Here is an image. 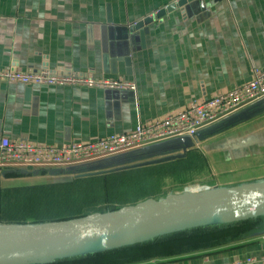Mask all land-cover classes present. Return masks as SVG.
Masks as SVG:
<instances>
[{
    "label": "crops",
    "instance_id": "1",
    "mask_svg": "<svg viewBox=\"0 0 264 264\" xmlns=\"http://www.w3.org/2000/svg\"><path fill=\"white\" fill-rule=\"evenodd\" d=\"M175 1L0 0V68L47 67L135 83L131 91L0 81V137L60 146L128 132L190 100L203 101L244 84L252 69H264V0H188L183 7L154 16ZM148 16L152 19L139 30H128ZM244 107L234 112L242 116ZM258 129L264 130V110L205 134L199 144L258 134ZM209 153L205 155L212 185L259 175L234 173L250 167L251 160L244 166L249 155L229 159L237 169H225L224 153ZM213 156L219 157L217 161ZM83 168L20 167L0 173V188L74 176ZM215 169L219 174L213 173ZM237 260L264 264V234L138 264H236Z\"/></svg>",
    "mask_w": 264,
    "mask_h": 264
},
{
    "label": "water",
    "instance_id": "2",
    "mask_svg": "<svg viewBox=\"0 0 264 264\" xmlns=\"http://www.w3.org/2000/svg\"><path fill=\"white\" fill-rule=\"evenodd\" d=\"M187 1L176 0L159 9L154 16L159 17L176 6L183 7ZM151 19L152 16L145 17L128 27V30L137 31ZM262 110L264 97L242 108L240 112L244 115L240 116L239 112L231 113L206 128H200L194 135H180L79 163L76 166L85 168L74 176H60L43 183L64 182L156 165L183 158L193 149H199L203 154L220 151L224 153V159L221 156L224 162L247 155H260L261 149H264V136L258 138L257 133L217 140L214 143H199L205 140V134L224 130L242 119H250ZM74 166L75 164L57 167ZM19 169L20 167H7L0 173ZM257 216L264 218V178L256 177L227 185H212L210 180L200 181L195 189L170 190L158 197L149 195L115 209L92 211L78 217L35 222L0 221V264L45 263L144 241L172 229L197 223L221 224ZM262 234L264 220L262 228L251 235Z\"/></svg>",
    "mask_w": 264,
    "mask_h": 264
},
{
    "label": "trees",
    "instance_id": "3",
    "mask_svg": "<svg viewBox=\"0 0 264 264\" xmlns=\"http://www.w3.org/2000/svg\"><path fill=\"white\" fill-rule=\"evenodd\" d=\"M207 169L206 155L199 149H193L188 151L183 158L156 165L74 178L64 182L1 187L0 221L66 219L82 215L81 212L90 203L96 204L94 207L98 206L96 211L115 209L126 204V196L151 194L149 193L152 191L151 188H159L165 182H174L179 186L189 180L190 173L200 175L208 172ZM209 180H211L210 176L200 181ZM27 197L37 199L38 203L43 201L47 207L44 208L46 210L52 206H57L58 209L47 216L34 211L24 212L21 209L26 207L25 203L18 204L17 201ZM138 200L131 199L130 201L134 203ZM101 203L104 204L101 205L103 209L99 207ZM29 207L35 209L34 205ZM263 220L262 216H257L221 224L197 223L175 228L140 242L59 258L45 263L28 264H138L152 258L177 257L217 249L249 237L254 231L262 228Z\"/></svg>",
    "mask_w": 264,
    "mask_h": 264
},
{
    "label": "built area",
    "instance_id": "4",
    "mask_svg": "<svg viewBox=\"0 0 264 264\" xmlns=\"http://www.w3.org/2000/svg\"><path fill=\"white\" fill-rule=\"evenodd\" d=\"M0 81L24 84L69 85L135 90L132 80L94 78L75 71H21L13 66L0 68ZM264 97V69H252L251 79L203 101L190 100L162 118L139 122L132 130L90 141H73L60 146L0 137V171L9 167L69 166L162 141L180 135H194L200 128ZM251 259H247L249 261ZM243 261L237 260L236 264Z\"/></svg>",
    "mask_w": 264,
    "mask_h": 264
},
{
    "label": "rangeland",
    "instance_id": "5",
    "mask_svg": "<svg viewBox=\"0 0 264 264\" xmlns=\"http://www.w3.org/2000/svg\"><path fill=\"white\" fill-rule=\"evenodd\" d=\"M263 136H264V130L263 129H258V138L260 137V138H263ZM262 150V154H260V155H256V157L255 156H251L250 157V159H248V160H245L244 161V166L246 167V166H248L249 164H248V161L249 160H251L250 162H251V164H250V167L249 168H245V169H243V170H241V169H237V165L235 164V163H228V162H223V164H221V166L223 167V168H227V169H237L236 170V172H234V173H236V175H252V174H257V173H259V175H261V176H259L258 175V177L257 178H264V149L262 148L261 149ZM257 151H260V150H257ZM213 158H215V160L216 159H218L219 157H216V156H213ZM212 161V160H211ZM217 161V160H216ZM207 162H208V169H207V171L208 172H205V173H202V174H200V175H195V174H189V180L188 181H185V183L184 184H182V185H179V186H177V184L176 183H174V182H165V183H163L162 184V186L161 187H153V188H151L152 189V191L151 192H149V193H151V194H148V193H146L147 195H152L153 197H158L159 195H163V194H165V193H167V192H169L170 190H175V191H181V190H183L184 188H187V189H195L196 187H197V184H199L200 183V180L201 179H204V178H208L210 175L212 176V169H210V165H209V161L207 160ZM241 164L242 163H240V164H238V165H240L241 166ZM220 165H219V167H221ZM239 167V166H238ZM217 170L215 169L214 171H213V173H217V174H219L218 173V171L216 172ZM229 172V171H228ZM230 173V172H229ZM249 178H256V177H249ZM218 179V178H217ZM216 179V180H217ZM221 181H223L222 183H224V182H226V181H224V180H221ZM25 186H30V185H25ZM150 189V190H151ZM129 192H131V191H129ZM126 194H128V193H126ZM146 194H142V195H129V196H126L125 198H126V204H129V203H131V199H135V200H138V199H140L142 196H144L145 197V195ZM143 197V198H144ZM33 199H35V198H31V197H27V198H24V199H19L18 201H17V203L18 204H23V202L25 203V206L26 207H23L21 210H24V212H27V211H34L35 213H40V214H42V216H47V215H49V213H52V212H54L56 209H58V207L57 206H52L51 208H49L48 210H46V209H44V208H47L46 206H45V204H44V202L43 201H41V202H39L38 203V200L36 199V200H33ZM142 199V198H141ZM48 202V201H47ZM122 202H124V201H122ZM103 203H101L100 205H99V207L100 208H102L103 209V207L101 206ZM30 205H34L35 206V209H33V208H31V207H29ZM96 204H93V203H90V204H88V206L86 207V208H84L83 209V212H81V214L82 215H84L85 213H90V211H96L97 210V207L98 206H96V207H94ZM104 205V204H103ZM91 207H93V208H91ZM42 208V209H41ZM91 208V209H90ZM89 209V210H88ZM105 210H107V209H105ZM105 210H101V211H105ZM100 211V210H99ZM80 216V215H79ZM75 217H78V216H75ZM54 220H57V219H54ZM26 221H31V222H35V221H51V219H43V220H26Z\"/></svg>",
    "mask_w": 264,
    "mask_h": 264
}]
</instances>
